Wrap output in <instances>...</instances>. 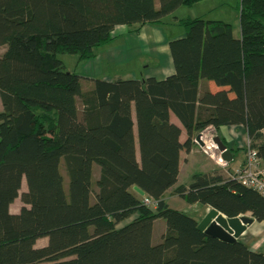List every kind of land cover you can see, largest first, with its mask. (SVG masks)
Here are the masks:
<instances>
[{
    "label": "trees",
    "instance_id": "16d2710c",
    "mask_svg": "<svg viewBox=\"0 0 264 264\" xmlns=\"http://www.w3.org/2000/svg\"><path fill=\"white\" fill-rule=\"evenodd\" d=\"M201 1L120 0V16L118 0H0V264H264L263 252L208 237L202 219L167 202L264 224V197L221 168L178 184L182 151L210 127L233 161L247 146L227 129L243 128L264 162V0H241L238 36L219 19L176 17L185 35L170 41L164 79L81 76L61 58L90 62ZM82 229L89 238L71 242Z\"/></svg>",
    "mask_w": 264,
    "mask_h": 264
},
{
    "label": "rangeland",
    "instance_id": "374dc122",
    "mask_svg": "<svg viewBox=\"0 0 264 264\" xmlns=\"http://www.w3.org/2000/svg\"><path fill=\"white\" fill-rule=\"evenodd\" d=\"M118 1V13L121 16L122 6L120 4V0ZM240 4L241 0H203L191 7H181L175 12L174 15L168 16L165 19V22H167L169 25H167L166 27H151L158 28L156 30H161L164 34H167L169 37H181L182 35H185V32L182 27L175 24L176 17L178 19H193L197 17H204V19H219L230 23L233 26L235 35L237 36L238 31L240 30ZM124 30L125 29L120 26L116 30V33L123 32ZM170 32H172L173 36L170 34ZM149 33L150 32L147 31V34ZM117 40L113 41L110 45L108 44L99 49V61L101 63L102 73L98 75L96 74L95 78L103 79L105 76L110 75L111 80L116 77H123L125 79H136L141 77V71H143L146 63H153L154 59L148 56H137L136 58H130V56L127 54V48L124 44V40ZM139 52L143 54L145 50L137 49V53ZM61 58L65 62L67 69L70 72H76L81 76L86 75L87 71L83 67L84 64H78L77 56L64 55L61 56ZM0 90L6 91L1 86ZM64 106L68 110V112L73 115V117L77 118L78 108L74 98L68 99L65 102ZM190 151L192 150H184L183 158L185 155L187 156L188 152ZM189 157V160L183 161L182 174L179 177L180 181L178 184H185L190 182V178L196 172H210L218 167L216 162L211 160L202 150L193 151V153H191ZM241 160H243V152L238 151L235 153V159L231 166L233 167V170H235L236 166L241 162ZM26 188V182L23 181L22 191H25ZM167 202L172 209L184 211L189 216L194 217L198 220L203 219L206 214L210 211V209L205 205L192 206L189 205L184 199L179 197H167ZM21 205L22 203L20 199H17L11 208V212L18 213L20 211ZM257 233V227L251 226L241 237L240 241L244 242L246 245H248V247L251 248L252 244L257 241ZM69 238L70 241L73 243L85 241L89 238V229H82L78 233H73L69 236ZM45 240L40 241L39 245L44 246L46 244Z\"/></svg>",
    "mask_w": 264,
    "mask_h": 264
},
{
    "label": "crops",
    "instance_id": "0c3cea01",
    "mask_svg": "<svg viewBox=\"0 0 264 264\" xmlns=\"http://www.w3.org/2000/svg\"><path fill=\"white\" fill-rule=\"evenodd\" d=\"M174 26V25H173ZM239 26H240V20H239ZM240 28V27H239ZM158 28L151 27L149 25L145 26L142 31L138 34H129L124 36L120 40H124V44L127 48V54L130 56V58H136L137 56H148L152 59H154L153 63L147 62L144 66L143 71H141V77H156L158 79H164L168 75L172 74L175 70L173 60L171 53L169 52V44L171 39L175 37H169L167 34H164L161 30H156ZM147 31L150 33L147 34ZM160 31V32H158ZM170 34L173 36L172 32ZM238 35H240V30L238 31ZM237 35V36H238ZM183 36V35H182ZM181 36V37H182ZM169 48V49H168ZM137 49L139 50H145L143 54L140 52L137 53ZM100 54L98 52V56L96 59L87 62L83 65L85 70L87 71L86 76L95 77L96 74L102 73L101 71V63L99 61ZM145 70V71H144ZM111 76H105L104 79L111 80ZM209 88L212 92H217L221 89H228V87L220 88L218 87L214 82L208 83ZM231 96H234L233 94ZM72 117L73 115L70 114ZM75 118V117H73ZM172 120L177 123L178 125H181L179 120L173 115ZM227 135L232 138V140L236 143L238 147H240V144L242 143L243 146L245 144V141L247 140L246 132L243 128L240 127H230L227 129ZM186 135L185 132H183L181 136V140H185ZM241 141V143L239 142ZM194 142V141H193ZM240 143V144H239ZM194 144H196L194 142ZM191 145L190 147L186 148L185 150L189 149L192 150L188 152V155L190 156L193 151H198L200 147L197 145ZM182 163H181V172L182 174V167H183V161H187L190 159V157L187 155L183 158V151H182ZM245 156L243 155V160L236 166L235 170H233V167H231L232 171L235 172L242 166V161L244 162ZM217 168H219V165L217 164ZM216 168V169H217ZM214 169V170H216ZM212 170V171H214ZM211 172V171H210ZM180 177V176H179ZM178 179V183H179ZM15 203V202H14ZM14 203L11 205H14ZM12 211V209H11ZM13 213V212H12ZM253 226L257 227V241L252 244L251 249L254 251H260L264 253V224H260L258 222H255Z\"/></svg>",
    "mask_w": 264,
    "mask_h": 264
},
{
    "label": "water",
    "instance_id": "95a60500",
    "mask_svg": "<svg viewBox=\"0 0 264 264\" xmlns=\"http://www.w3.org/2000/svg\"><path fill=\"white\" fill-rule=\"evenodd\" d=\"M202 133H199L194 141L200 147L202 146ZM215 145L220 153L221 159L226 163L233 162V155L229 147H227L219 136L214 137ZM135 190L142 197L145 196L139 188ZM256 221L250 216H241L238 218H227L221 212L210 209L206 216L199 223V229L208 237L216 238L224 243L232 244L240 241L246 231L254 225Z\"/></svg>",
    "mask_w": 264,
    "mask_h": 264
},
{
    "label": "built area",
    "instance_id": "2783aa9c",
    "mask_svg": "<svg viewBox=\"0 0 264 264\" xmlns=\"http://www.w3.org/2000/svg\"><path fill=\"white\" fill-rule=\"evenodd\" d=\"M202 146L200 149L216 164L223 169V171L231 178L236 179L242 185L259 192L264 197V162L259 158L258 152L252 149L249 145L248 139L244 146H247L244 162L241 168L235 172L230 173L228 168L230 163H226L220 157V153L215 145L214 137L215 131L213 127L208 128L202 132ZM144 204L149 207H154L153 201L148 198L144 199Z\"/></svg>",
    "mask_w": 264,
    "mask_h": 264
},
{
    "label": "clouds",
    "instance_id": "9594fccd",
    "mask_svg": "<svg viewBox=\"0 0 264 264\" xmlns=\"http://www.w3.org/2000/svg\"><path fill=\"white\" fill-rule=\"evenodd\" d=\"M201 133H202V132H201ZM194 142H195V141H194ZM198 146H199V145H198ZM199 147H200V146H199ZM230 165L232 166V163H230ZM231 166H230V167H231ZM219 168H221V167H219ZM221 169H222V168H221Z\"/></svg>",
    "mask_w": 264,
    "mask_h": 264
}]
</instances>
